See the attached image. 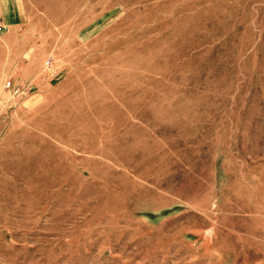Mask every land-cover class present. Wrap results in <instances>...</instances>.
Instances as JSON below:
<instances>
[{
  "label": "rangeland",
  "instance_id": "rangeland-1",
  "mask_svg": "<svg viewBox=\"0 0 264 264\" xmlns=\"http://www.w3.org/2000/svg\"><path fill=\"white\" fill-rule=\"evenodd\" d=\"M19 6L0 264H264V0Z\"/></svg>",
  "mask_w": 264,
  "mask_h": 264
},
{
  "label": "crops",
  "instance_id": "crops-1",
  "mask_svg": "<svg viewBox=\"0 0 264 264\" xmlns=\"http://www.w3.org/2000/svg\"><path fill=\"white\" fill-rule=\"evenodd\" d=\"M16 6V7H15ZM13 11L15 12V16L13 17L12 21H7V20H3L5 23L4 24H0L1 27L4 28V30L7 29V25L9 26V24H16L22 21V13L20 11V6H19V0H15V2L13 1ZM4 5L2 0H0V16H4Z\"/></svg>",
  "mask_w": 264,
  "mask_h": 264
},
{
  "label": "built area",
  "instance_id": "built-area-1",
  "mask_svg": "<svg viewBox=\"0 0 264 264\" xmlns=\"http://www.w3.org/2000/svg\"><path fill=\"white\" fill-rule=\"evenodd\" d=\"M2 32V27H0V34ZM49 62L47 61L46 64H48ZM7 88H9L13 93L18 94L23 92V87L22 85L18 84L16 81H8L6 84ZM32 85L27 87V90L30 91L32 89Z\"/></svg>",
  "mask_w": 264,
  "mask_h": 264
}]
</instances>
